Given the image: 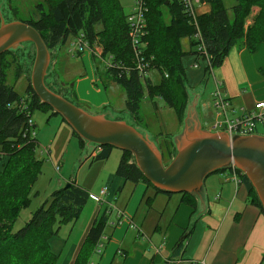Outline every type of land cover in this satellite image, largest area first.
Listing matches in <instances>:
<instances>
[{"label": "trees", "instance_id": "trees-1", "mask_svg": "<svg viewBox=\"0 0 264 264\" xmlns=\"http://www.w3.org/2000/svg\"><path fill=\"white\" fill-rule=\"evenodd\" d=\"M201 1L209 10L197 15L196 28L179 0H147L145 35L139 47L145 75H140L136 68L127 16L118 0H42L35 5L32 14L20 21L39 32L49 51L72 37L85 43L94 59L96 44L101 50L99 57L107 61L103 71L123 89L125 110L138 122L143 96L151 101L160 98L182 121L189 100L182 57L190 54L204 59V53L195 48L201 43L208 61L206 75L207 71L221 65L232 48L253 53L257 44L264 45V0ZM197 33L200 40L194 38ZM183 38L189 40L187 51L181 45ZM27 44L31 48L32 44ZM10 54L11 51H6L0 55V264H59L58 256L49 247V240L58 235L62 225L77 220L89 200L88 192L75 181L68 182L69 187L52 191L50 199L40 204L29 219L15 229L21 211L29 206L31 188L41 173V160L35 152L36 136L28 134L27 120L33 109L51 111V108L39 101L29 79L23 96L7 84L6 70L16 64L6 59ZM153 68L162 75L158 84L152 83L147 76ZM45 83L51 88L47 78ZM72 133L79 146L84 147L85 142ZM110 149V146L101 147L93 159L105 160ZM173 153L172 145L168 160ZM115 175L133 184L143 181L155 192H161L144 179L130 152L122 151ZM240 175L249 202L263 214L254 189L246 177ZM182 195L194 209V197ZM144 199L149 205L152 196ZM106 209L98 211L92 220L71 264H92L93 256L100 254L101 236L120 221L116 218V223L110 222ZM194 222H189L188 230L193 229ZM107 236L109 239L110 234Z\"/></svg>", "mask_w": 264, "mask_h": 264}, {"label": "crops", "instance_id": "crops-1", "mask_svg": "<svg viewBox=\"0 0 264 264\" xmlns=\"http://www.w3.org/2000/svg\"><path fill=\"white\" fill-rule=\"evenodd\" d=\"M200 6H207V8L202 11L197 8L198 14L209 10L205 3ZM253 10L256 12L257 8H253ZM188 45L189 40L187 48H189ZM187 48L183 50L187 51ZM56 51L54 48L52 53ZM77 55L81 59L86 76L76 79L72 89L65 87V89H69L71 98L74 96L77 101L86 108H92L94 112L124 113L125 118H129L133 123L139 125L135 116L125 110V101L122 107H116L115 103L107 96L105 88L102 89L98 85V81L93 76H89L87 64L92 57L90 51L85 49ZM181 63L187 80L188 95L199 94L201 98L208 76V74L205 75L207 63L202 58L197 59L190 54L182 57ZM258 67L264 71V45L262 43L256 45L252 54L245 49L232 48L221 65L211 70L209 76L212 77L213 86L214 79L222 81V92L229 101L232 116L247 113L254 108L256 102H264V80H261L255 73ZM56 77L58 79L57 75ZM254 78L259 82L257 90H254L255 87L251 84V80ZM86 81L94 84L95 87L90 86L82 95L79 88ZM245 96L250 97L249 103H246ZM206 106V103L202 104L199 99L200 120L201 108L204 111ZM257 123L253 133H256L259 126L264 125ZM139 126L142 127V125ZM258 133L264 134L259 131ZM155 135H153L154 139L163 151V159L167 163L169 161L168 151L172 148L171 136L168 134ZM100 151L101 147L92 154L89 153L88 156L92 161H104L93 159V156ZM126 182L119 177L113 186L109 189L106 187V194L103 196L100 195L102 188L98 194H92L82 187L88 192V198H91L95 203L97 201L92 197H102L104 203L101 205L106 207L111 205L121 211L122 217L119 223L109 227L110 239L106 234L101 236V242L102 237L107 236L105 241L109 243V249L107 246L99 264H102L104 259H108L113 251L115 253L110 264H184L186 262L264 264V216L257 207L249 202L244 184L242 182L235 184V181L231 179L230 170L219 171L206 178L207 200L204 211L200 209L195 198L196 207L193 209L188 204V198H185L182 193L155 192L143 181L132 183L131 192L125 199ZM111 193L113 194L111 195ZM145 196H152L149 205L145 203ZM115 200L116 203H114ZM191 220L195 221L193 229L188 230ZM54 238L49 240V247L58 256L65 245L58 248L55 243V247H53ZM80 243L69 247L62 264H71ZM118 253L123 257L121 263L116 259Z\"/></svg>", "mask_w": 264, "mask_h": 264}, {"label": "rangeland", "instance_id": "rangeland-1", "mask_svg": "<svg viewBox=\"0 0 264 264\" xmlns=\"http://www.w3.org/2000/svg\"><path fill=\"white\" fill-rule=\"evenodd\" d=\"M118 1L126 16L134 10V0ZM41 2L42 0H0V15L5 21H20L32 14L35 5ZM197 8L202 11L203 9H206L207 6H198ZM74 40L75 38L68 37L63 44L56 47V52L52 53L54 49L50 51L52 53L51 66L50 71L48 72L49 75L47 74L48 83L49 81L52 82L55 80L56 84L54 85L56 91L64 92L68 96H70V91L69 89H65V87L72 89L76 79L86 76L81 59L77 55L78 52H75L74 50L72 51L71 43L74 42ZM187 41V38L181 39L183 49L187 48ZM195 48L198 50L199 45L197 44ZM11 52V56L6 55V59L10 62L11 60L15 61L19 66L14 64L15 66L6 70L7 84L13 86L14 91L20 96H23L28 86L31 67L30 63H32L31 60H33L34 49L32 46L30 48L29 45L25 43L16 50H11ZM100 52V48L95 44L94 56L96 58L93 59L90 57L87 64L89 76H93L102 89L106 86L107 90H104L110 100L115 103L116 107H122L125 101V94L122 88L113 83L110 77L103 71L104 64L107 61L98 57ZM255 73L261 80H264V71L260 67L255 70ZM16 74L17 77L15 76ZM56 75L58 76V79ZM147 76L154 84H158L162 78L161 73L154 68L149 70ZM251 84L255 87L254 90H257L259 82L256 81L255 78L251 80ZM48 85L51 87L50 83ZM90 86L95 87L94 84L89 83L88 81L82 83L79 88L80 93L83 95ZM213 90L214 86L212 84V77L208 75L200 98L202 104L206 103L207 105L204 111L201 108V124L207 129H211L212 122L216 119L215 109L212 105L213 100L210 96V93ZM245 97L246 103H249L250 97ZM71 100L74 104L87 109V111L94 112L92 108H86L81 102L77 101L74 96ZM123 115L124 113L121 114L115 112L112 116L114 118L125 119V116ZM138 116L139 119H142V121H139V125H142V127L146 129L153 138V135L155 134H168L173 136L179 132L182 124V121L178 120L174 110L168 107L160 98H154V100L151 101L146 96H143ZM30 119L34 124L32 130L36 136L35 152L37 158L41 160V173L31 188L29 206L21 211L20 216L15 222V229L23 225L40 204L50 199L52 191L65 186L66 183L70 181H75L76 184L85 188L92 194H98L101 188L107 187V189H109L115 184V180L119 179V177L115 175V169L117 168L122 155L120 149L111 147L110 154L106 160L92 161L91 157L88 156L89 149L86 145H84V147L79 146L78 139L72 135V129L59 115L46 109H33ZM260 123L264 124V121L258 122L257 124ZM133 124L139 128L141 127L136 123ZM258 131L264 132V125L259 126L256 133H258ZM164 162L166 161L164 160ZM56 167L59 168L58 171L56 170ZM131 188L132 183L127 181L124 187V192H126L124 193V196H126L125 199H127L130 194ZM113 189L115 190V188ZM112 194L113 193H111V195ZM114 203H116V200ZM105 207V205L95 203V201L90 198L87 200V203L82 208V211L75 222L64 224L60 227L58 235L55 236L54 243H52L53 247H55L54 244L56 243L58 248L65 245L58 254V262L60 264H62L66 257L69 247L75 243L77 245L82 241L88 227L98 211H102ZM109 221L116 223L115 213H112L109 216ZM106 233L109 235V228H107ZM103 242L104 248H102L100 254L94 255L92 258V264H99L105 254L109 243L107 241ZM114 253L115 251L111 253L108 259H104L102 264H110ZM116 259L121 263L123 257L118 253Z\"/></svg>", "mask_w": 264, "mask_h": 264}, {"label": "water", "instance_id": "water-1", "mask_svg": "<svg viewBox=\"0 0 264 264\" xmlns=\"http://www.w3.org/2000/svg\"><path fill=\"white\" fill-rule=\"evenodd\" d=\"M25 43L32 44L34 49L29 73L31 89L42 104L59 115L85 142L90 154L104 146L130 152L135 166L154 188L167 194H188L203 211L207 200L206 178L234 168L254 189L264 214V134L210 131L199 118V94H191L181 128L170 137L173 156L165 163L163 152L144 128L127 118H114V113L89 112L49 88L45 79L50 71L51 52L39 32L25 22L5 21L0 15V55Z\"/></svg>", "mask_w": 264, "mask_h": 264}, {"label": "built area", "instance_id": "built-area-1", "mask_svg": "<svg viewBox=\"0 0 264 264\" xmlns=\"http://www.w3.org/2000/svg\"><path fill=\"white\" fill-rule=\"evenodd\" d=\"M184 8V11L187 13V16L191 20V23L196 27V17L197 7L203 4L201 0H179ZM135 7L134 10L128 14L127 22H128V36L131 42V47L136 58V68L140 75H145V63L142 62V59L139 56V47L141 46V38L145 35V27H146V19L145 14L147 12V0H134ZM197 28V27H196ZM197 40H200L198 33L194 37ZM72 51L80 53L81 51L88 49L87 45L80 41V39H75L74 42L71 43ZM199 49L204 53V61L208 64L207 56L205 54L203 45L200 43ZM99 57V56H98ZM108 64V63H107ZM208 75L210 71H207ZM214 90L211 92L210 96L213 100V107L215 109V120L212 122L210 131H226L229 134L238 133L241 135L251 134L254 132L256 122L264 121V102L259 101L256 102L254 108L247 112L243 113L239 116H232L228 99L225 98V95L222 92V81L218 79H214ZM28 125V134L34 136L33 130L29 131L32 128V121L29 118L27 120ZM58 167L56 170L58 171ZM231 171V179L235 181V184H240L241 181V173L236 171L234 168L229 169ZM106 187H103L100 190V195L103 196L106 194ZM97 203L103 204L102 197H92ZM115 213L116 218L121 220V211L117 210L114 206L107 205L106 214L109 216L111 213ZM107 239V236L102 237V242L99 243V248H102L103 241Z\"/></svg>", "mask_w": 264, "mask_h": 264}, {"label": "flooded vegetation", "instance_id": "flooded-vegetation-1", "mask_svg": "<svg viewBox=\"0 0 264 264\" xmlns=\"http://www.w3.org/2000/svg\"><path fill=\"white\" fill-rule=\"evenodd\" d=\"M48 75H49V73H48ZM46 78H47V76H46ZM49 83H50V85H51V87H52V89L54 90V91H56V87H55V85L54 84H56V81L54 80V81H49ZM56 92H58V91H56ZM58 93H60L61 95H63L64 97H66L67 99H69L70 97L67 95V94H64V92H58ZM69 98H68V97ZM71 99V98H70Z\"/></svg>", "mask_w": 264, "mask_h": 264}]
</instances>
